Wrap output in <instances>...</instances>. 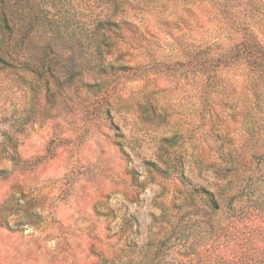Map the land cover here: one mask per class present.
Segmentation results:
<instances>
[{"label": "rangeland", "instance_id": "rangeland-1", "mask_svg": "<svg viewBox=\"0 0 264 264\" xmlns=\"http://www.w3.org/2000/svg\"><path fill=\"white\" fill-rule=\"evenodd\" d=\"M49 2L54 76L0 67V264H200L229 201L264 199L250 58L221 93L199 74L235 47L264 53V0ZM99 14L123 23L107 74L87 57Z\"/></svg>", "mask_w": 264, "mask_h": 264}, {"label": "trees", "instance_id": "trees-1", "mask_svg": "<svg viewBox=\"0 0 264 264\" xmlns=\"http://www.w3.org/2000/svg\"><path fill=\"white\" fill-rule=\"evenodd\" d=\"M52 0H0V67L18 68L22 67L38 77L46 74L54 76L53 67L50 65V55L54 54V49L49 44H41L38 34L39 28H50L54 25L48 18L50 10L47 4ZM56 8L55 4H52ZM94 29L86 33L88 40L87 57L97 58L101 73H106L107 63L104 66V50L110 49L112 45L109 36L116 34L122 39L121 30L123 23L112 19L111 15L99 18ZM118 30V31H116ZM76 37V36H75ZM57 38V37H54ZM257 49L246 47L241 52L240 48H232L227 51V63H215L206 68H201L200 76L209 73L210 86L215 92H223L224 85L219 84L220 76L224 72L231 71L234 62L240 55L250 58L241 76L246 81L247 89L252 99L251 110L262 114L264 118V85L259 91V84L264 81V61H258L259 53ZM75 50L71 51V57H75ZM123 54H119L122 58ZM257 58V59H256ZM256 60V61H255ZM230 64V65H229ZM112 68V65L110 66ZM120 71L125 68L118 67ZM124 68V69H123ZM224 71V72H223ZM110 92V90H108ZM254 123L253 128H255ZM261 125H259L260 127ZM258 127V128H259ZM263 129V128H261ZM204 194L209 197V207L213 213L221 210L218 201L213 193L203 189ZM227 212L229 216L226 220L214 219L208 225L206 232L212 237L211 245L205 249L206 253L199 254V263L204 264H264V199L255 201L247 211L243 208L236 209L229 201ZM194 243L190 246L193 247ZM154 264V259L152 260Z\"/></svg>", "mask_w": 264, "mask_h": 264}]
</instances>
